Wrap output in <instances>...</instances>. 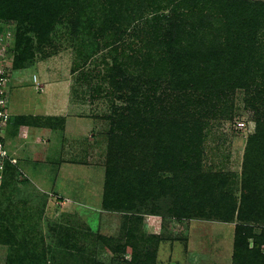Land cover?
I'll return each mask as SVG.
<instances>
[{
    "label": "rangeland",
    "instance_id": "obj_1",
    "mask_svg": "<svg viewBox=\"0 0 264 264\" xmlns=\"http://www.w3.org/2000/svg\"><path fill=\"white\" fill-rule=\"evenodd\" d=\"M167 1L158 0L159 6ZM6 26L13 33L17 27ZM93 32L67 18L53 25L43 43L30 33L32 65L10 72L6 144L16 165L0 188V264H239L236 225L249 224L257 234L264 229L263 220L223 218L229 202L239 206L243 154L255 128L246 93L230 94L224 113L207 121L200 170L180 174L191 180L190 188L203 190L204 178L209 180L213 212L192 203L196 212L179 220L170 213V196L135 204L129 212L103 210L112 119L131 108L113 92L109 77L113 58L123 61L128 48L116 53L103 46L111 34L101 38ZM131 39L126 44L137 45ZM153 143L135 136L129 152L139 168L155 172ZM129 241L127 252L117 250Z\"/></svg>",
    "mask_w": 264,
    "mask_h": 264
},
{
    "label": "trees",
    "instance_id": "obj_2",
    "mask_svg": "<svg viewBox=\"0 0 264 264\" xmlns=\"http://www.w3.org/2000/svg\"><path fill=\"white\" fill-rule=\"evenodd\" d=\"M67 18L89 32L95 28L93 37L111 34L103 46L116 53L128 48L123 61L113 58L109 77L113 92L131 108L112 119L102 209L129 212L135 204L170 196V213L179 220L196 212L192 203L213 212L209 180L204 178L203 190L190 188L191 180L180 174L200 170L203 128L224 113L226 98L241 90L255 128L243 154L239 206L229 202L223 218L264 221V2L168 0L159 6L158 0H0V23L17 25L11 71L32 65L30 33L43 43L53 25ZM129 36L137 45L126 44ZM161 113L163 121L156 124ZM135 136L154 140L155 172L132 162ZM13 167L6 166V177ZM157 171L171 175L157 176ZM233 241L239 264H264V229L257 234L253 226L238 224ZM128 243L117 250L127 252Z\"/></svg>",
    "mask_w": 264,
    "mask_h": 264
},
{
    "label": "built area",
    "instance_id": "obj_3",
    "mask_svg": "<svg viewBox=\"0 0 264 264\" xmlns=\"http://www.w3.org/2000/svg\"><path fill=\"white\" fill-rule=\"evenodd\" d=\"M14 33L3 23H0V188L5 181L6 166H15L16 160L9 153L6 144L7 129L12 114L8 109V84L14 59Z\"/></svg>",
    "mask_w": 264,
    "mask_h": 264
},
{
    "label": "crops",
    "instance_id": "obj_4",
    "mask_svg": "<svg viewBox=\"0 0 264 264\" xmlns=\"http://www.w3.org/2000/svg\"><path fill=\"white\" fill-rule=\"evenodd\" d=\"M7 136H8V129H7ZM6 140H7V137H6Z\"/></svg>",
    "mask_w": 264,
    "mask_h": 264
}]
</instances>
